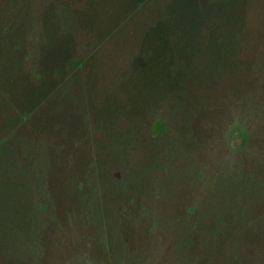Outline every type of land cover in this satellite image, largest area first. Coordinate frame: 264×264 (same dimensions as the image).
I'll return each mask as SVG.
<instances>
[{"label": "rangeland", "instance_id": "obj_1", "mask_svg": "<svg viewBox=\"0 0 264 264\" xmlns=\"http://www.w3.org/2000/svg\"><path fill=\"white\" fill-rule=\"evenodd\" d=\"M0 264H264V0H0Z\"/></svg>", "mask_w": 264, "mask_h": 264}, {"label": "crops", "instance_id": "obj_2", "mask_svg": "<svg viewBox=\"0 0 264 264\" xmlns=\"http://www.w3.org/2000/svg\"><path fill=\"white\" fill-rule=\"evenodd\" d=\"M249 1H251V2H258V3H262V1H263V0H249ZM258 5H260V4H258Z\"/></svg>", "mask_w": 264, "mask_h": 264}]
</instances>
